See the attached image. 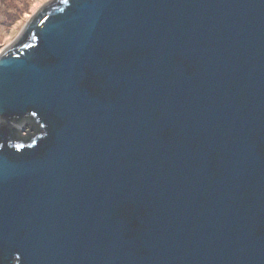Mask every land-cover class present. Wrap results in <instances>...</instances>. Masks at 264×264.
<instances>
[{
  "label": "water",
  "instance_id": "1",
  "mask_svg": "<svg viewBox=\"0 0 264 264\" xmlns=\"http://www.w3.org/2000/svg\"><path fill=\"white\" fill-rule=\"evenodd\" d=\"M0 264H264V0H45L0 51Z\"/></svg>",
  "mask_w": 264,
  "mask_h": 264
},
{
  "label": "rangeland",
  "instance_id": "2",
  "mask_svg": "<svg viewBox=\"0 0 264 264\" xmlns=\"http://www.w3.org/2000/svg\"><path fill=\"white\" fill-rule=\"evenodd\" d=\"M45 0H0V51L16 36L26 17Z\"/></svg>",
  "mask_w": 264,
  "mask_h": 264
}]
</instances>
